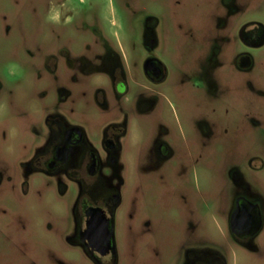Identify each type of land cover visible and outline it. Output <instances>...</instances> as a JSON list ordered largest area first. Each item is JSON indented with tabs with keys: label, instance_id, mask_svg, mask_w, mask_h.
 Instances as JSON below:
<instances>
[{
	"label": "rangeland",
	"instance_id": "374dc122",
	"mask_svg": "<svg viewBox=\"0 0 264 264\" xmlns=\"http://www.w3.org/2000/svg\"><path fill=\"white\" fill-rule=\"evenodd\" d=\"M47 1L0 0V81L6 88L9 81H30L29 89L39 94L46 83L49 98L57 73L52 76L43 66L45 36L70 30L78 16L89 25L96 15L105 29L115 22L108 19L115 13L113 4L125 41L134 48L129 59L138 51L149 54L136 47L150 41L168 70L165 83L155 88L160 95L145 97L151 107L136 117L132 139L125 140L119 155L118 176L111 180L120 197L114 211L115 264H194L198 259L264 264V47L248 51L253 64L245 72L233 64L242 49L210 51L212 0H50V27L44 17ZM238 21L264 26V1L251 0ZM80 30L85 35L89 29ZM79 81L86 96L76 107L68 95L65 114L76 110L83 127L97 125V115L106 113L94 105L88 80ZM72 91L65 82L63 92ZM23 93L16 94L21 104ZM28 102L41 104L36 97ZM94 133L87 135L99 150ZM155 136L169 142L170 163H151ZM17 139L14 156L24 158ZM4 144L0 137V165L9 170L12 155ZM60 184L39 176L27 187L23 180L0 181V264H93L76 241L77 187L66 179ZM239 196L260 204V228L245 241L234 239L228 226Z\"/></svg>",
	"mask_w": 264,
	"mask_h": 264
},
{
	"label": "flooded vegetation",
	"instance_id": "af4514ba",
	"mask_svg": "<svg viewBox=\"0 0 264 264\" xmlns=\"http://www.w3.org/2000/svg\"><path fill=\"white\" fill-rule=\"evenodd\" d=\"M212 1L215 6L212 13L214 33L209 38L208 49L218 53L242 49L233 58L234 68L239 72L250 70L253 59L248 51L264 47V26L252 21H238L251 0ZM49 3L50 0L45 4L44 17L50 27ZM113 7L115 13L109 14L108 19L115 22L105 29L98 25L96 15H92L89 25H84L81 16H78L70 30L61 28L56 30V34L45 36L47 44L41 47L43 66L52 76L57 73L52 77V80L57 81H50L55 86L49 98L46 83L42 82L43 86L36 94L28 87L30 81H9L7 88L0 81V90H4L0 94V137L5 141L3 147L7 155H12L6 163L9 170L5 165H0V181L23 180L24 187L34 176L57 180L59 184L63 179L73 182L78 195L76 241L93 264H115L116 249L114 232L113 249L105 255H100L96 246H90L103 234L93 237L92 232L86 231V224L90 220L89 211L101 209L109 220V226H114V211L120 197L119 188L113 187L111 180L118 176L120 152L125 140L132 139L131 135L137 126L136 117L151 107V102L145 97L159 96L160 91L155 88L165 83L168 75L166 65L157 57L150 41L136 47L137 50L148 49L149 54L140 55L138 51L136 57L129 59V55L134 54V48L128 47L114 4ZM82 27H88L87 34L83 35L84 31L80 30ZM50 40L51 43L56 41L58 45L50 44ZM80 79L88 80L85 83L93 89L94 105L106 113L104 116L97 115L101 122L97 125L83 127L79 121L83 115L78 117L76 110H73V114H65L63 104L68 95H71L75 106L80 105L86 96L84 90L78 88L82 85ZM65 82L74 90L70 94L63 92ZM17 91H24L22 97H18L25 103L17 101ZM146 91L151 94L146 95ZM33 97L40 99L39 107H32V103L29 106L28 101ZM21 105L23 109H20ZM16 106L19 108L12 109ZM93 117L96 118V115ZM84 128L88 132H95L93 139L99 143V150L91 145ZM17 138H20L19 145L24 158L14 156ZM151 151L153 165L170 163L172 152L165 137L155 136ZM117 182L120 184L122 181L117 179ZM60 186L64 191L65 186ZM235 213L238 222L231 229L230 219ZM228 220L234 239H250L260 228L259 202L246 196L237 197ZM195 261L194 264H222L218 259Z\"/></svg>",
	"mask_w": 264,
	"mask_h": 264
},
{
	"label": "water",
	"instance_id": "95a60500",
	"mask_svg": "<svg viewBox=\"0 0 264 264\" xmlns=\"http://www.w3.org/2000/svg\"><path fill=\"white\" fill-rule=\"evenodd\" d=\"M90 220L86 224V231L92 232L91 236L96 237L103 234L102 238L97 240L95 244L90 246L97 247L100 255H105L109 250L113 249V227L109 226V220L103 214L101 209H91ZM102 221V223H100ZM238 222L237 213L233 214L230 219V228L234 229ZM90 238V237H89Z\"/></svg>",
	"mask_w": 264,
	"mask_h": 264
}]
</instances>
